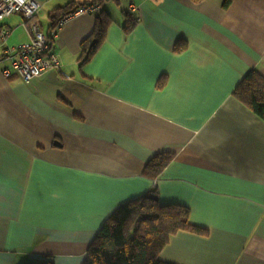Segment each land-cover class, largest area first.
Instances as JSON below:
<instances>
[{
  "label": "crops",
  "instance_id": "0c3cea01",
  "mask_svg": "<svg viewBox=\"0 0 264 264\" xmlns=\"http://www.w3.org/2000/svg\"><path fill=\"white\" fill-rule=\"evenodd\" d=\"M36 1L48 33L52 12L92 0ZM98 12L111 22L90 61L79 65L97 12L58 32L61 72L28 82L10 50L30 24L0 22V264H83L112 213L152 190L200 229L172 237L161 261L264 264V121L233 97L248 72L264 78V0H108ZM162 152L172 161L147 178Z\"/></svg>",
  "mask_w": 264,
  "mask_h": 264
},
{
  "label": "trees",
  "instance_id": "16d2710c",
  "mask_svg": "<svg viewBox=\"0 0 264 264\" xmlns=\"http://www.w3.org/2000/svg\"><path fill=\"white\" fill-rule=\"evenodd\" d=\"M89 3L60 7L49 16L50 33L58 20L73 15L80 7ZM108 1V0H107ZM94 30L81 46L79 65H84L97 53L104 41L106 27L111 19L103 12H97ZM123 32L132 31L134 19L125 15ZM47 33V34H48ZM233 97L264 121V78L256 71L248 72L234 89ZM174 155L162 152L154 155L145 165L144 175L156 179ZM190 211L187 207L170 204L161 205L157 192L118 207L99 229L95 239L89 245L83 264H170L161 261L160 254L170 239L180 232L196 233L200 229L189 222ZM38 264H53L51 261Z\"/></svg>",
  "mask_w": 264,
  "mask_h": 264
},
{
  "label": "built area",
  "instance_id": "2783aa9c",
  "mask_svg": "<svg viewBox=\"0 0 264 264\" xmlns=\"http://www.w3.org/2000/svg\"><path fill=\"white\" fill-rule=\"evenodd\" d=\"M40 7L41 5L36 0H0V22L10 15L19 14L26 24H30L31 38L29 41L10 50V53H13L17 58L12 60V68L25 82L40 77L48 70L61 72L58 57L51 50L52 43L72 15L58 20L53 30L47 34L36 21ZM99 10L100 2H95L80 7L73 15L78 13L94 14ZM8 36L9 32L0 26V41H5ZM1 75L5 78L9 77V70L4 69Z\"/></svg>",
  "mask_w": 264,
  "mask_h": 264
}]
</instances>
